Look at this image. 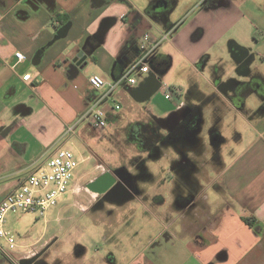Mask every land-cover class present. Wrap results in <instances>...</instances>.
Returning <instances> with one entry per match:
<instances>
[{
  "label": "crops",
  "instance_id": "0c3cea01",
  "mask_svg": "<svg viewBox=\"0 0 264 264\" xmlns=\"http://www.w3.org/2000/svg\"><path fill=\"white\" fill-rule=\"evenodd\" d=\"M154 10L177 30L144 74L134 53ZM0 16V204L67 147L90 161L104 140L89 120L67 133L89 110L106 114L107 137L144 121L163 138L135 159L131 187L45 217L18 262L49 246L33 264H264V0H0ZM174 54L193 71L186 99L175 88L184 114L160 90Z\"/></svg>",
  "mask_w": 264,
  "mask_h": 264
},
{
  "label": "rangeland",
  "instance_id": "374dc122",
  "mask_svg": "<svg viewBox=\"0 0 264 264\" xmlns=\"http://www.w3.org/2000/svg\"><path fill=\"white\" fill-rule=\"evenodd\" d=\"M152 14H147V17L152 20V22L143 23L140 28V34L147 32L149 29H154L156 26L163 25L162 29H166L167 25L171 22V25L168 26L169 30H164L166 35H168V41L162 43L151 58H155L160 49L163 47L168 48L169 41L175 37L176 27H173L177 24L176 16H168L162 17L158 14L156 10L151 12ZM165 16V15H164ZM151 23V24H150ZM154 23L155 25H152ZM135 62L136 64L138 58L140 57L139 52L135 51ZM175 54L173 56H169L171 65L168 66L164 71H161L160 77L166 82L168 85L176 88L179 91H183V97L186 99L189 93V87L192 83L190 80L193 76V71L187 70L183 68L180 63L174 61ZM203 115L206 116L207 112L204 111ZM138 126L139 130L133 131L135 126ZM136 126V127H137ZM149 125H144V121L142 123L137 122H128L125 125L119 126L110 137L105 135V131L109 129H105V131L98 132L100 137L104 140V145L96 150V154H93L90 161L82 163L80 166L76 168V175L73 178L71 185L74 184L73 190L71 193L64 195L57 200H55L46 216V219H52L56 216L58 212L63 219H67L70 214H78L73 208H69L65 211L66 207H70L71 204H93L96 198L98 199V195L96 196L94 193H91L87 190L86 185L91 180H93L97 174L104 171H110L113 173L119 174L120 176H125L128 179L131 177L134 179L135 175L131 169L132 165L136 164L135 159H141V157L145 154V144L144 141L147 139L150 133L144 134L145 127ZM206 132V130H204ZM205 135V134H204ZM147 136V137H145ZM146 138V139H145ZM145 139V140H144ZM67 151L75 152L72 147L65 148ZM77 162V160H76ZM160 165H164L163 162L158 161ZM140 164V163H139ZM151 167H155L154 162L150 163ZM166 167V166H165ZM162 169H165L164 167ZM141 183V182H140ZM140 186V184H139ZM142 189L139 187L138 195L142 193ZM133 207L139 206V202L134 201L132 203ZM138 212V209H136ZM135 210V214H136ZM138 214V213H137ZM138 216V215H137ZM46 222L44 218H39L35 213H25L21 211L9 212L5 217V229L8 230L14 237L17 245H25L30 244L34 240H36L43 232H46ZM65 226V221L63 222V228L60 230L63 234V229ZM60 227L59 224L53 222L48 226V231L57 230ZM0 245L7 249L8 245L3 239H0ZM14 253V251H13Z\"/></svg>",
  "mask_w": 264,
  "mask_h": 264
},
{
  "label": "built area",
  "instance_id": "2783aa9c",
  "mask_svg": "<svg viewBox=\"0 0 264 264\" xmlns=\"http://www.w3.org/2000/svg\"><path fill=\"white\" fill-rule=\"evenodd\" d=\"M168 38L166 34L158 35L152 31L143 33L137 45L140 57L133 68L144 74L150 73L153 59L151 56L162 43L168 41ZM88 82L96 90L108 88L107 94L116 87L115 84H108L102 76L97 74L91 75ZM160 90L166 101L175 104V110L178 113L184 111L185 106L180 100L179 92L174 87L166 82H160ZM116 109L119 110L120 106ZM85 119H88L99 133L106 129V114L102 110H89L76 124L67 128V133L74 134L79 123ZM76 168L74 154L71 151L61 150L48 160L46 166L40 167L35 173L19 180L17 188L1 202L0 239L8 245L7 249L0 245V253L4 257L19 264L13 253L17 248L15 237L4 227L7 213L21 211L35 213L39 218H45L55 200L72 192L74 184L71 185V182L76 175Z\"/></svg>",
  "mask_w": 264,
  "mask_h": 264
},
{
  "label": "water",
  "instance_id": "95a60500",
  "mask_svg": "<svg viewBox=\"0 0 264 264\" xmlns=\"http://www.w3.org/2000/svg\"><path fill=\"white\" fill-rule=\"evenodd\" d=\"M126 183L110 171H104L97 178L87 183L86 188L91 193L98 196L111 195L116 190L125 186ZM131 187V186H130ZM44 248L41 252L31 258H24L19 260V264H33L41 255L48 249Z\"/></svg>",
  "mask_w": 264,
  "mask_h": 264
},
{
  "label": "trees",
  "instance_id": "16d2710c",
  "mask_svg": "<svg viewBox=\"0 0 264 264\" xmlns=\"http://www.w3.org/2000/svg\"><path fill=\"white\" fill-rule=\"evenodd\" d=\"M181 114H184V112L181 113ZM136 126L133 128L134 129L133 131H136V130L138 131L139 130V128H138L139 125L137 127ZM174 129H175V131H174V137H171V138H174L176 140L179 137V134L176 131L177 129L176 128H174ZM146 133H150V134H149L148 137L145 136V137H147V139L146 138H145L146 140L144 139L145 140L144 141V144L146 146L144 149L150 151V150L155 149L157 143L161 142L163 138H162V136H161V134L159 132V129L157 127H149V126L148 127H145L144 134H146Z\"/></svg>",
  "mask_w": 264,
  "mask_h": 264
},
{
  "label": "flooded vegetation",
  "instance_id": "af4514ba",
  "mask_svg": "<svg viewBox=\"0 0 264 264\" xmlns=\"http://www.w3.org/2000/svg\"><path fill=\"white\" fill-rule=\"evenodd\" d=\"M176 129H177V133H179V134H183L184 136H186L188 134V131L183 126H179ZM117 177H119V176H117ZM119 178L121 180H123L126 183V185L132 186L130 180L128 178L126 179L125 176L124 177L120 176Z\"/></svg>",
  "mask_w": 264,
  "mask_h": 264
},
{
  "label": "bare ground",
  "instance_id": "6f19581e",
  "mask_svg": "<svg viewBox=\"0 0 264 264\" xmlns=\"http://www.w3.org/2000/svg\"><path fill=\"white\" fill-rule=\"evenodd\" d=\"M96 195V194H95ZM97 196V195H96Z\"/></svg>",
  "mask_w": 264,
  "mask_h": 264
}]
</instances>
